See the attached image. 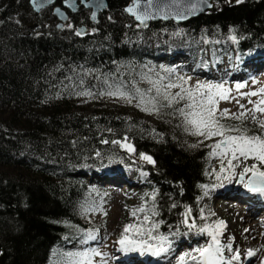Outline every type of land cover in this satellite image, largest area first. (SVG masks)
I'll return each mask as SVG.
<instances>
[{"label": "trees", "instance_id": "1", "mask_svg": "<svg viewBox=\"0 0 264 264\" xmlns=\"http://www.w3.org/2000/svg\"><path fill=\"white\" fill-rule=\"evenodd\" d=\"M29 1L0 0V264H64L76 254L67 248L84 243L95 230L83 217L93 198L82 176L95 177L108 165H135L147 174L150 191L143 208L160 234L193 222L198 231L206 221L200 216L206 190L218 188L228 172L213 170L212 147L189 143L192 134L179 112L188 111V101L167 106L166 100H153L158 109L153 123L120 110L97 107L78 115L71 108L77 93L93 86L130 90L149 60L170 62L183 53L192 64L200 59L210 69L225 58L211 50V43L227 39L233 70L251 52L249 59L264 55V0H210L208 15L181 26L146 28L123 13L133 0H111L97 25L80 9L70 15L73 29L63 30L57 29L51 8L35 16ZM56 5L61 7V0ZM82 27L87 33L78 36ZM171 41L183 43L184 51L166 49L161 55L160 48H152ZM165 70L158 64L152 72L165 78ZM220 122L239 127L240 134L264 136L235 119ZM113 141H126L134 151L128 154ZM142 155L154 163L138 165ZM187 209L191 223L184 222Z\"/></svg>", "mask_w": 264, "mask_h": 264}, {"label": "rangeland", "instance_id": "2", "mask_svg": "<svg viewBox=\"0 0 264 264\" xmlns=\"http://www.w3.org/2000/svg\"><path fill=\"white\" fill-rule=\"evenodd\" d=\"M230 4L237 3V0H229ZM57 24V21H56ZM64 29H73L70 24H66ZM87 33V31H86ZM212 47L211 50L219 55L225 54L224 60H219L218 64L214 67L208 69L200 59H197L195 64L191 63V59L186 57L185 54L180 53L177 56H174L170 62H167L165 58H160L159 62H155L154 60H149V62L142 67V71L140 72L142 75L139 79H136L132 82V86L130 90L122 89L117 85H109L105 88L104 86H93L92 90H88L90 95H80L77 93V96L74 98L76 101L73 104L72 111L78 115H89L97 107H102L108 110H120L124 113H132V115H139L141 118H144L146 122L153 123L154 121V114L153 111L143 110L144 108L151 109L150 101L153 100H164L163 99V92L165 89L162 87L163 85H167L169 83H176L181 84L183 81L179 79V77H183L187 83H184L183 86L185 88H190L193 91L196 90L197 85H217L223 84L224 88L229 89V99L222 100L217 97L218 103L217 107V117H219L220 112L227 109L228 116H236L239 115L242 111L247 112V115L243 117L241 120H238L240 123L246 126L251 130H263L264 128L260 127V122L264 121V114L255 112L256 119H253V112H249L247 110L254 109V104L249 103V100L252 101H260L264 94L257 95V96H245L244 93H251V92H259L261 88H264V76L263 74L254 71V67L256 65H260L264 63V55H259L258 57H253L252 59L244 60V67H243V74L237 69L231 70V65L228 59L231 57V39H227L221 44L218 43H211ZM153 49L158 50L160 48V54L163 55L162 51H166L168 49L170 52H177V51H184L185 45L178 41H171L168 44H165L164 47H159L158 45L152 46ZM199 52L203 53V49L199 47ZM257 53H263L258 52ZM250 55H254L251 52ZM154 63V64H152ZM161 64L166 69H174V72L169 73L167 77H162L161 75L155 74L153 71V67L156 65ZM231 67V68H230ZM235 67V66H233ZM242 68V67H239ZM151 81V82H150ZM156 86H154V83ZM243 84L245 85L242 88L237 89L236 85ZM80 86V85H79ZM161 87V95L157 96L156 94V87ZM98 87H104L99 88ZM83 88V84L80 86V89ZM137 89H139V93H137ZM90 91V92H89ZM99 92V93H94ZM114 91H122L130 96L134 97L131 102L126 99L120 98L119 96H111L108 95V92ZM181 91L179 87H174L167 89V92L175 95ZM206 92V89L203 90ZM93 94V95H92ZM140 94L143 95L144 104L140 103ZM240 105H244V108H241ZM264 106V105H262ZM231 119V118H229ZM236 120V119H235ZM189 126V133L192 134V128ZM230 135H240V133H229ZM219 139V137H212L211 139L205 138V136L193 135L189 138V143L195 144L197 146L208 147L214 145ZM124 144H128L126 141H122L119 146L125 151L126 153L130 154L131 152L128 151ZM231 157L221 158L216 157L212 162V167L215 173L220 172V163L223 164L227 163V159ZM149 164L148 161L143 160L142 158L138 161V165H145ZM233 164L237 165L235 172L236 175L231 179L223 178L222 184L216 189L206 190L208 193L205 195L204 199L200 202V208L203 209L201 212V219H206L204 222V226H214L218 221H224L226 227L222 230V234L219 235V243L224 244L223 255L227 256L229 253L232 257L236 254L234 252L235 247L239 246L240 244H245L244 239H248L245 236V233H249L250 228H246V230H242L243 226L247 223L245 221H252V219L245 218V220H241L238 224H234V221L231 216L227 215L228 209L222 205L223 201L218 200L213 202V197L217 194V192H221L222 190L227 191L231 184H241L239 182V173L243 170L245 166H251L252 164H257L259 166V162L248 158L244 160L241 158V161H233ZM94 168V167H93ZM89 168L91 172H94L95 169ZM139 166H115V165H108L106 167L101 168V172L97 174L95 177H86V175L82 176L84 179L83 183L90 187L92 192V206L88 210L85 211L83 217L85 221L92 225L95 230L89 231L85 236V242L79 244L75 247H68V252L74 251L76 254L70 256L66 263L64 264H78L79 261L83 260L84 264H119L117 257L118 254L115 252L119 247L112 246L116 242L119 244L118 241L121 238L123 233V229L125 225L135 224L140 226V230L143 233L142 235H136L133 238L138 240L142 238L141 242L151 241L155 239V237L163 238L166 235L176 236V235H186L185 237L190 236H200L205 234V237H210L207 233H199L194 229H190L188 226L174 227L166 231V233L160 234L157 227L153 228L154 219L153 217H149L147 221H145L144 217L147 216L144 212L137 211L136 215L133 216V210H137L143 208L144 198L149 194V187H148V176L145 172H141ZM264 170V167H261ZM98 170V169H96ZM95 170V171H96ZM128 173L132 176L131 180L133 185L122 184L118 188L112 187L108 181L106 180L109 177L116 176L119 178H124L128 180ZM251 176V173H248L245 176V182H247L248 178ZM131 187L133 189L131 190ZM215 198V197H214ZM232 204V203H231ZM239 209H242L240 205L233 203ZM192 217L189 214V218L187 223H191ZM252 223H255L252 222ZM235 227H233V226ZM147 229H152L151 233L147 231ZM257 229H253L250 234L254 235ZM183 231V232H182ZM262 230L259 229L258 233ZM89 233H93L95 235V239L89 240L87 236ZM129 236H132L133 233L130 231L128 233ZM263 236H264V229H263ZM262 238V236H261ZM201 239V238H200ZM211 240V237L207 242ZM140 241V240H139ZM155 241H161V239H156ZM154 241V242H155ZM190 240L189 242H192ZM197 241L200 240H195ZM153 242V243H154ZM247 242V241H246ZM159 243V242H158ZM145 245H141V248L146 249L150 242L142 243ZM147 245V246H146ZM194 244L192 247L193 252H196L195 249L199 248ZM228 245L231 246V250H229ZM119 246H121L119 244ZM206 247V245H204ZM203 247V248H204ZM257 248V247H256ZM264 248V247H263ZM243 249H246L243 247ZM259 250H253L259 253L258 256V264H264V249L257 248ZM93 250L98 251L101 255H90L88 258H85L81 254L89 253L91 254ZM261 250V251H260ZM114 254H110V253ZM232 252V253H230ZM263 252V253H262ZM197 253V252H196ZM189 255V253H188ZM185 259V256H183ZM120 258V257H119ZM200 258V257H199ZM191 257H189V261ZM181 264V260H176ZM188 261V262H189ZM186 262L185 264H187ZM255 260L251 262H246L245 264H254Z\"/></svg>", "mask_w": 264, "mask_h": 264}, {"label": "snow or ice", "instance_id": "3", "mask_svg": "<svg viewBox=\"0 0 264 264\" xmlns=\"http://www.w3.org/2000/svg\"><path fill=\"white\" fill-rule=\"evenodd\" d=\"M203 3L207 4V0H202ZM237 2H242V0H237ZM32 3L35 5L37 3V0H32ZM153 4V0H147L146 8H151ZM133 7H129L126 9L129 13L133 14L135 16V19L140 22V24L144 25L145 21L151 18H155L151 12L145 10L143 12H138L137 9L141 7L139 0H133ZM71 6V4L69 5ZM191 8L195 10L196 5H191ZM163 18H167V15H164ZM181 18H185L181 16ZM77 35H81V32H77ZM234 39V38H233ZM165 71L171 73L174 72V69H166ZM183 83L176 84V83H169L167 85H163L162 87L165 89L163 92V99L168 101V105L170 106L173 102L179 103L180 100H186L188 103L185 104V108L188 109V111H185L184 108L179 109L180 114L184 117L185 122L187 125H190L192 128V134L193 135H199V136H205L207 139H211L212 137H221L220 140H218L214 145H211L213 151L211 153L212 156L221 157V158H227L231 157L230 159H227V167L225 168L223 164V159L221 163V173L228 172V175L225 177V179L231 180L235 175V169L237 165L233 164V161H241V158L244 160H247L248 158H252L259 162V166L257 164H252L250 167L245 166L243 170L239 173V180L243 184V186L250 192L257 193L260 195H264V170H261V167H264V136L260 135H247L246 132L240 134V135H230L228 133L231 132H241V129L239 127L235 128H226L224 124L220 122L221 119L224 118H231L236 120H241L243 117L247 115V112L242 111L239 115L236 116H228V110L225 109L222 112H220L219 117H217V97L222 100L229 99V89L224 88L223 84H217V85H197V88L195 91H193L190 88H185L183 86L184 83H187L186 80H184L183 77H179ZM151 82V81H150ZM154 83V82H153ZM154 86L156 84L154 83ZM243 84L236 85L237 89L244 87ZM179 87L181 89L180 92L176 93L175 95H172L171 93L167 92V89ZM206 89V92L203 91ZM137 93H139V89H137ZM183 93V95L181 94ZM108 95L111 96H119L120 98L126 99L129 102L134 98L130 96L129 94L122 92V91H114V92H108ZM156 94L157 96H160L161 93V87H156ZM264 94V88H261L259 92H251V93H244L245 96H257ZM80 95H90L88 92H82ZM177 97L179 99H177ZM140 103L144 104V98L143 95L140 94ZM152 103V108H144L143 110L146 111H158V109L155 107V101H150ZM249 103L254 104V109H249L247 111L253 112V119H256L255 112H259L264 114V97L261 98L260 101H252L249 100ZM241 108H244V105H240ZM260 127L264 128V121L260 122ZM186 131L189 129H185ZM104 143H108V141H103ZM114 144H120V141H113ZM124 147L128 149L129 152L134 151L132 145L130 144H124ZM195 147V145H193ZM99 155V153H97ZM143 160L148 161L149 163H154L152 161V158L147 155H142L141 157ZM251 173V176L248 178L247 182H245V176ZM217 179H220V174H217ZM207 187V186H203ZM208 193L205 192V195ZM153 199L155 197L153 196ZM137 211L144 212V208H140L137 210H133L132 215L135 216ZM191 212V209H187V211L184 213V222L187 223L189 214ZM201 212H203V209H201ZM145 221L149 219L148 216L144 217ZM159 227L158 224H153V228ZM188 227L194 228L196 227L195 222L192 224H188ZM226 227L224 221H218L214 226H204L200 227L198 229L199 233H207L211 239L212 243L207 245L204 248H197L195 249L196 252L199 253L200 256V264H217L218 261L222 260L223 257L220 255L223 251L222 247L219 244L218 236L222 234V230ZM132 232L133 235L129 236L128 233ZM149 234L151 233L152 229H147ZM143 233L140 230V226H137L135 224H129L125 225L123 229V233L121 235L120 240L118 243L121 245V248L125 251L131 250L132 248L136 247L138 244H142L145 242L137 241L133 237L136 235H142ZM87 239L92 240L95 239V235L93 233H89L87 236ZM151 247V246H149ZM229 250H231V246L228 245ZM167 251L165 248H160L157 250L155 254H159L160 252ZM85 258H88L90 255H101L98 251L93 250L91 254L89 253H83L81 254ZM256 252L253 250H248L247 256L252 257L255 256ZM239 254L236 253L233 255V260H238ZM193 260H196L197 257L193 256ZM181 264H183L184 257L182 256L180 258ZM78 264H84V261L81 260L78 262Z\"/></svg>", "mask_w": 264, "mask_h": 264}, {"label": "bare ground", "instance_id": "4", "mask_svg": "<svg viewBox=\"0 0 264 264\" xmlns=\"http://www.w3.org/2000/svg\"><path fill=\"white\" fill-rule=\"evenodd\" d=\"M253 70L263 74L264 76V63L260 65L257 64ZM128 178H129L128 180H125L124 178L112 176L107 178L106 180L112 187L118 188L120 187V185L122 186V184L125 183L128 185L131 184L133 185L131 180L132 176L130 175V173H128ZM240 185L241 184H236V185L231 184L227 189V191L222 190L221 192L220 191L217 192V194L214 196L215 198L213 197L212 199L213 202L218 200L223 201L222 205H224L228 209L227 215L232 217L234 224H236L237 226L239 222L241 220H245V218L249 217L250 219H252V221L249 222L245 221L247 224L242 228V230H246V228H250L249 233L247 232L245 233V236H247L248 239L246 240L244 239L245 244L243 245L240 244L239 246L235 247L234 250V252L239 254L240 258L238 260H233L232 256L229 253H227V256L220 254L223 257L222 260L217 262L220 264H245L246 262H251L253 260H255L254 264H258L257 259L258 256H260L259 253L254 251L256 252V255L252 257H248L247 252L250 249L251 250H259L257 248L264 249L263 248L264 247V236H263L264 195L250 192L245 187L243 188ZM132 189L133 187H131V190ZM233 203L240 205L242 209L237 208L236 206L233 205ZM254 221L255 223H252ZM253 229H257V230L254 233V235H251L250 232ZM259 229H261L262 231L258 233ZM185 236L186 235L182 234L176 236L166 235L163 238L155 237L153 242L156 239H161V241H155L154 243L152 242V240L151 241L144 240V242H150L148 247H145L146 249H143L141 248V245L143 246L145 244H138L136 247L131 249L132 250L131 253H130L131 250L125 251L121 248V246H119V244H116L115 242L114 244H112V246H116L119 248L115 251L118 254V256H115L114 258L117 257L119 264H179V262H177L176 260L180 259L182 256H185L183 264L189 261V257H191V260L187 264H200L199 253L193 252L194 247L191 248V246L197 244L196 245L197 247L199 246V248H203L204 245L207 246L210 243H212V239L209 242H207V240H209L210 237H208L207 239V237H205V234L202 235V237L200 236L201 239L199 238V236H194V237L190 236L187 238ZM192 239L193 241L189 242ZM139 240L142 241V238L138 239L137 241ZM195 240H200V241H197L196 243ZM218 240H219V236H218ZM220 246L222 247V249H224L225 247L224 244H220ZM243 247L246 249H243ZM160 248H165L167 249V251L160 252L158 255L155 254L157 250ZM114 253L112 252L110 254H114ZM193 256H196L197 259L193 260L192 259Z\"/></svg>", "mask_w": 264, "mask_h": 264}, {"label": "water", "instance_id": "5", "mask_svg": "<svg viewBox=\"0 0 264 264\" xmlns=\"http://www.w3.org/2000/svg\"><path fill=\"white\" fill-rule=\"evenodd\" d=\"M57 0H37L34 5L32 0L29 1L30 8L35 16L48 8L52 9V16L57 21V29L62 30L64 25L69 21V14L76 15L80 9L89 12V20L92 25H97L99 15L105 13L110 7L111 0H61V7H57ZM141 7L137 9L138 12L145 10L151 12L155 18L145 21L142 25L135 16L126 9L133 7L132 4L123 9V13L131 19L139 28H146L150 24H166L174 23L176 25H185L198 17L208 15L213 11V3L207 0V4L202 0H153L151 8H146L147 0H139ZM71 4V6H69ZM195 4L196 8L193 10L191 5ZM167 15V18H163ZM181 16L185 18H181ZM84 36L86 29L84 27L77 29ZM240 182V180H239Z\"/></svg>", "mask_w": 264, "mask_h": 264}, {"label": "flooded vegetation", "instance_id": "6", "mask_svg": "<svg viewBox=\"0 0 264 264\" xmlns=\"http://www.w3.org/2000/svg\"><path fill=\"white\" fill-rule=\"evenodd\" d=\"M78 12H79V11H78ZM78 12H77V13H78ZM67 24H70V25H71L70 14H69V21H68V23H67ZM65 25H66V24H65ZM65 25H64V26H65ZM71 26H72V25H71ZM63 29H64V27H63ZM63 29H62V30H63ZM86 31H87V30H86Z\"/></svg>", "mask_w": 264, "mask_h": 264}]
</instances>
